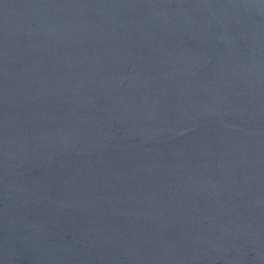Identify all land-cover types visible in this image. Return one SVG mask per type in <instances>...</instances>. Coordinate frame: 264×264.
Here are the masks:
<instances>
[{
  "label": "water",
  "instance_id": "95a60500",
  "mask_svg": "<svg viewBox=\"0 0 264 264\" xmlns=\"http://www.w3.org/2000/svg\"><path fill=\"white\" fill-rule=\"evenodd\" d=\"M0 264H264V0H0Z\"/></svg>",
  "mask_w": 264,
  "mask_h": 264
}]
</instances>
